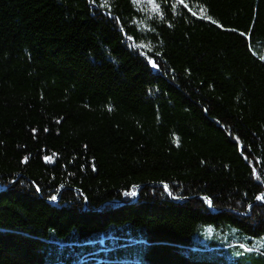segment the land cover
<instances>
[{
  "label": "trees",
  "instance_id": "16d2710c",
  "mask_svg": "<svg viewBox=\"0 0 264 264\" xmlns=\"http://www.w3.org/2000/svg\"><path fill=\"white\" fill-rule=\"evenodd\" d=\"M0 20V184L26 179L0 191V264H264V0Z\"/></svg>",
  "mask_w": 264,
  "mask_h": 264
},
{
  "label": "bare ground",
  "instance_id": "6f19581e",
  "mask_svg": "<svg viewBox=\"0 0 264 264\" xmlns=\"http://www.w3.org/2000/svg\"><path fill=\"white\" fill-rule=\"evenodd\" d=\"M0 28H1V30H2V32H3V34H5V35H9V34H11V31H10V29L0 20ZM12 173L11 172H9L6 176H7V178H8V182L9 183H5L6 185H2V184H0V191H3V190H5V189H10V190H13V191H18V190H20L21 188L20 187H17V185H18V183L19 182H22V181H26V179H25V177H23L22 175H11ZM52 183V182H51ZM52 190H55V191H57L58 189V191L51 197V198H49V199H45L47 202H49V203H52L53 202V204H55L54 205V207L56 208L57 207V201H58V198L60 197V195H61V193H62V191H64V189H65V187H63L62 189H60V188H58L56 185H55V183H53V187L51 188ZM26 190H27V193H26V196H28V193H29V190H28V188H26ZM76 192V196H81L82 198H83V192L82 191H80V190H77V191H75ZM44 193V192H43ZM42 192H40L38 189H36L34 186H33V189L31 190V195L33 196V197H46V195H50V194H52L53 192H51V193H44L43 194ZM108 201H110V200H108ZM84 211H86V210H88V206L87 205H84V206H82L81 207ZM103 209V208H102ZM97 210V209H96ZM101 210V209H100ZM91 219V217H88L86 220H90ZM4 229H6V230H9V228H7V227H3ZM189 246L191 249L192 248H194L195 249V247L191 244V243H187L186 244V246ZM69 247V246H68ZM63 249V248H62ZM6 251V248L5 249H3V250H1L0 252L1 253H3V252H5ZM63 251V250H62ZM194 251H197V249H195ZM65 252V251H64ZM130 252V251H129ZM138 252V254H140L141 255V252L140 251H136V252H134V253H137ZM68 255V252L67 253H62V254H60V256L61 257H66ZM203 257H205V256H203ZM166 260V259H165ZM58 262V264H62L63 262H61V261H56V263ZM241 260H238V263L239 264H241ZM64 264V263H63ZM125 264H129V263H125ZM224 264H229V263H227V262H225Z\"/></svg>",
  "mask_w": 264,
  "mask_h": 264
},
{
  "label": "rangeland",
  "instance_id": "374dc122",
  "mask_svg": "<svg viewBox=\"0 0 264 264\" xmlns=\"http://www.w3.org/2000/svg\"><path fill=\"white\" fill-rule=\"evenodd\" d=\"M143 2H146L147 0H142ZM151 7V5L149 4V8Z\"/></svg>",
  "mask_w": 264,
  "mask_h": 264
}]
</instances>
